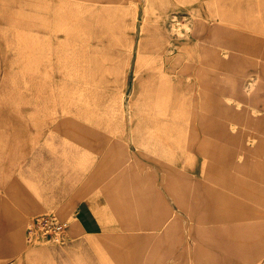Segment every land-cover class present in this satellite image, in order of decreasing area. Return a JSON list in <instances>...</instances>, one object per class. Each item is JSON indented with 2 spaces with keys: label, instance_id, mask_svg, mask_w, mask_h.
Instances as JSON below:
<instances>
[{
  "label": "rangeland",
  "instance_id": "1",
  "mask_svg": "<svg viewBox=\"0 0 264 264\" xmlns=\"http://www.w3.org/2000/svg\"><path fill=\"white\" fill-rule=\"evenodd\" d=\"M11 213L0 264H264V0H0L1 239Z\"/></svg>",
  "mask_w": 264,
  "mask_h": 264
},
{
  "label": "crops",
  "instance_id": "2",
  "mask_svg": "<svg viewBox=\"0 0 264 264\" xmlns=\"http://www.w3.org/2000/svg\"><path fill=\"white\" fill-rule=\"evenodd\" d=\"M165 3H178L177 1H167ZM180 3V2H179ZM201 3V2H198ZM234 41V38L232 39V42ZM73 114V113H72ZM63 121H65L67 124H74L77 128H78V123L77 122H73L71 121V119L67 118V119H63ZM58 124H55L54 127H57ZM88 126V125H87ZM89 129V126H88ZM80 140L82 143L84 144H93V142L91 141L90 137H84V136H80ZM49 139H46L43 144L41 145V147H45L47 154L46 156H44L43 158L45 159H69L67 157H63L60 152H58L57 150H53L51 149L52 147L51 144L49 143ZM68 172L66 171V169L62 168V167H58V168H53L52 172L50 173V176L48 177L47 181H46V185L48 187H56V186H60L63 185L66 180H67V174ZM12 216H7L6 218L8 219V226L6 227V234L3 236V238H0V256L2 255H6V253H8V249L12 246L13 248H16V242L13 240V230L17 227V215H15L14 213H11ZM87 220L89 221V224H87ZM16 221V222H15ZM205 220H201V221H197L198 223H204ZM74 222V227L76 228V230H80L81 226H87L89 229L94 227L95 225H97L94 221V215H93V211H92V204L90 201H82L81 205L78 206L77 212H76V217ZM86 224V225H85ZM206 228V229H205ZM203 230L204 232L207 231V227H194L193 224H191L188 229H187V234L190 236V238L194 241L195 247L196 249L201 247L200 242H197L198 240V232L200 230ZM176 236V235H175ZM7 237V238H6ZM200 237V236H199ZM182 235L179 234L178 237L171 239L172 242H170V247H172L171 249H173V247L178 246L179 242L181 241ZM201 240H203V238L200 237ZM248 252V251H247ZM247 252H245V254L243 255V264H252L253 262H255L256 260L260 259V257L256 258H250L247 254ZM184 253V252H183ZM263 255H264V248H263ZM12 264H14V262H12ZM170 264H174V263H170ZM209 264H218V261L216 259H214L213 263L210 262L209 260Z\"/></svg>",
  "mask_w": 264,
  "mask_h": 264
},
{
  "label": "built area",
  "instance_id": "3",
  "mask_svg": "<svg viewBox=\"0 0 264 264\" xmlns=\"http://www.w3.org/2000/svg\"><path fill=\"white\" fill-rule=\"evenodd\" d=\"M33 228L39 229L45 235L57 238L63 232L65 225L56 214L43 211L34 219Z\"/></svg>",
  "mask_w": 264,
  "mask_h": 264
}]
</instances>
